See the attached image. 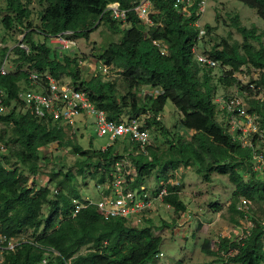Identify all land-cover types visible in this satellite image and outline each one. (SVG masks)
Returning a JSON list of instances; mask_svg holds the SVG:
<instances>
[{
	"label": "trees",
	"instance_id": "16d2710c",
	"mask_svg": "<svg viewBox=\"0 0 264 264\" xmlns=\"http://www.w3.org/2000/svg\"><path fill=\"white\" fill-rule=\"evenodd\" d=\"M140 0H39L43 10L39 23L33 21L31 0H0L7 6L2 24L7 33L19 31L29 51L19 45L12 50L0 46V69L12 53V69L0 74V124L6 129L0 135L5 151H0V234L8 240L19 241L13 250H5L4 264H148L161 253L163 239L155 234L158 227L153 221L145 228L130 225L123 219L104 220L96 207L89 206L74 216L72 200H82L76 187L78 178L84 185L87 180L98 184L107 182L116 163L127 158L136 174L131 189L147 186V179L158 170L161 181L175 178L182 167H198V172L210 179L213 173L226 175L235 186L233 198L249 199L253 205L264 203V178L253 170L252 151L242 146L229 131L226 122L218 119L220 111L214 103L219 87L232 88L239 84L233 75L242 67L260 70L257 80L252 82L264 87V45L257 29L243 26L239 15L230 17L232 26L243 37L242 44H230L226 39L206 50L220 63L218 80L212 76V68L201 67L195 59L193 48L198 43L199 29L194 23L199 20L196 6L191 14L180 13L174 0H151L153 25H144L131 10ZM257 11L264 20V0H237ZM119 3L121 9L131 10L126 23L116 21L106 12L107 6ZM122 35L119 42H111L98 55L99 60L119 70L126 84V94L119 96L116 84L104 81L101 75L90 79L81 77L77 67L79 53L75 57L52 48L48 42L52 37L72 32L73 38H88L101 24ZM125 24L128 28H122ZM206 35L215 28L206 25ZM34 35L44 42L34 40ZM205 35V36H206ZM203 37V39L205 38ZM202 39V40H203ZM155 40L168 45V55H162L154 45ZM251 40L258 41L257 48ZM20 43V41H19ZM18 43V44H19ZM216 69V68H215ZM49 74L57 81L68 77L70 85L89 94L97 109L103 110L107 118L121 122L127 119L145 118L144 128H156L169 142V149L158 153L152 144L146 153L132 142L133 150L124 153L112 144L102 149L90 146L83 149L74 145L70 130L52 120L40 119L25 108L20 95L30 85L29 74ZM158 89L157 97L150 91L140 96V90ZM171 101L183 114L182 125L192 132L190 139L172 135L161 121V114ZM249 112L257 116L264 129V100H250ZM116 142V141H115ZM73 148L79 154L72 170L52 172L49 183L37 184L44 160L42 151L51 145ZM246 175V177H245ZM55 183L57 193L50 184ZM170 194L164 203L172 205L176 213L186 210L181 199V187L168 186ZM215 209L219 203L212 204ZM46 210V212H45ZM230 211L238 217L233 222L239 225L244 215L235 203ZM264 212L253 213L254 227L247 238L234 241L221 238L216 251L206 240L202 250L215 260L204 264H264ZM167 226L165 223L162 226ZM231 251L237 252L228 256ZM178 264H182L179 262Z\"/></svg>",
	"mask_w": 264,
	"mask_h": 264
},
{
	"label": "built area",
	"instance_id": "2783aa9c",
	"mask_svg": "<svg viewBox=\"0 0 264 264\" xmlns=\"http://www.w3.org/2000/svg\"><path fill=\"white\" fill-rule=\"evenodd\" d=\"M208 2L209 0H174V6L180 13L186 15H190V9L196 6V15L199 16V20L194 23V26L199 29V39L193 48V53L201 67L215 69L219 67L220 63L213 59L208 52L199 50L200 42L207 33L200 20L206 11ZM151 9V0H140L131 10L136 13L144 25L150 26L153 25L150 17ZM131 10H123L119 3H112L107 6L106 12L110 13L112 19L126 23L128 13ZM73 35L70 31L64 32L52 37L50 42L60 49L66 50L71 46H77V40L73 38ZM18 45L29 51L28 45L22 40ZM154 45L159 48L162 55H168V45L164 41L155 40ZM6 65L7 59L1 66L0 74L6 75L8 73ZM84 66L91 67L94 76L101 75L104 81H111L109 80L111 74L119 73L118 69L107 65L102 60L96 59L92 63L88 61L87 57L79 56L77 67L80 69ZM250 75L254 80H257L260 70L253 67H242L239 72L233 75L238 79L239 84L232 86V88L237 90L235 89L230 94L218 93L214 103L217 105V109L226 115V125L236 140L243 147L252 151L253 170L264 178V129L259 125L257 116L249 112L250 100H264V87L253 83L252 79L249 81L247 76ZM29 79L30 85L38 87L40 90L27 89L21 93L20 98L24 102L25 108L30 110L36 117L52 120L65 127V129L74 127L77 121H83L87 124L88 117H93L97 133L101 137L109 135L112 141L129 139L138 144L140 150L145 153L147 146L152 144L150 130L144 128L145 118H149V116L124 119L121 122L112 121L107 118L105 111L96 108L87 92L76 89L68 83L57 81L47 73L42 75L31 72ZM150 93L157 97L160 90L151 89ZM3 96L4 92L0 90V98ZM3 111H5V108L0 106V113ZM2 150L5 151V148L0 143V151L2 152ZM135 174L136 170L129 159L125 158L116 163L115 168L110 173L111 178L107 182L96 186L100 195L99 200L93 201L91 198L72 200L75 206L74 216L82 209L94 206L104 220L123 219L130 225L145 228L152 222L158 205H165L168 210H174L172 205L164 203V198L170 194L168 186L180 187V182L176 176L168 181H161L155 189H149L147 186H143L141 189H131V182H133ZM53 192L57 193V190L55 189ZM234 203L237 210L244 215L242 219L244 222H241L242 225H238L230 235H225L222 238L240 241L247 238L254 227L251 221L253 202L249 199L240 198L239 202L234 200ZM177 215L174 231H188L193 215L187 210L179 212ZM15 241L8 240L0 234V252L13 250L18 244H14ZM236 253L231 251L228 256H233ZM162 256L163 254L160 253L156 257ZM46 263L45 260L44 264Z\"/></svg>",
	"mask_w": 264,
	"mask_h": 264
},
{
	"label": "rangeland",
	"instance_id": "374dc122",
	"mask_svg": "<svg viewBox=\"0 0 264 264\" xmlns=\"http://www.w3.org/2000/svg\"><path fill=\"white\" fill-rule=\"evenodd\" d=\"M30 0H24L28 2ZM30 8L33 11V21L35 25L39 23V13L43 10V6L40 5L39 0H31ZM7 14V6L4 2H0V46L9 48L12 50L16 47L19 41L23 40V35L19 31L7 33L2 20ZM239 15L241 23L247 28L257 29V35H261L262 43L264 45V20L261 19L257 11L237 0H209L206 11L201 17V25L205 27L210 25L215 28L210 35H206L200 42V51L211 50L215 45L219 44L222 39H226L230 44H242L244 39L238 31L232 26L230 17ZM129 25L125 24L122 28H128ZM34 40L44 42V39L38 35H34ZM122 38L121 34L113 32L109 26L105 23L99 25L94 32L89 34L88 38L76 39L77 46H71L69 49L60 50L51 42L48 44L55 48L57 51H61L64 54L71 55L73 57L79 53V56L83 58L87 57L89 62H94L98 59L95 55H98L104 48H106L111 42H119ZM257 48L261 45L258 41L251 40ZM85 55V56H84ZM13 55L7 59V70L12 69ZM81 77L84 79H90L94 76V72L91 67L84 66L80 68ZM221 68L212 70V76L214 81L218 80ZM241 76V75H239ZM243 77V76H241ZM249 81L252 76H247ZM109 80L116 84L119 96L125 95L126 84L123 81V77L119 74H111ZM61 82L71 83L68 77H63ZM236 89V88H235ZM234 88L219 87V94H230ZM237 90V89H236ZM150 91L148 88L140 90V96L146 95ZM237 92V91H236ZM241 92V91H239ZM224 113H220L218 119L221 122H226ZM125 119L129 116H124ZM183 114H181L174 104L169 101L165 106L164 111L161 114V121L164 126L167 127L172 135H179L185 139H190L191 134L186 129L181 121ZM6 127L0 124V135ZM70 138L73 140L74 145H80L83 149H88L93 146L95 149H102L112 144L116 145V149L120 153H124L127 148L129 151L133 150L132 143L129 139L112 141L109 135L99 136L97 133L96 125L94 124V118L88 117V123L83 121H77L75 126L71 128L69 132ZM152 145L159 149L158 153H163L169 149V142L165 136L161 135L156 128L150 130ZM3 145V144H2ZM44 160L41 162V171L35 181L38 185L45 186L49 183V177L52 172L66 173L72 170L77 172L75 163L79 159L73 148H65L63 146L54 144L42 151ZM159 171L156 170L152 173L151 177L147 179V187L149 189H155L159 186L158 181L164 179L160 177L158 179ZM176 174L177 180L180 182L181 187V199L185 205L186 210L193 215L191 223L189 224V230L179 232L175 223L177 220V213L174 210H168L165 205H158L156 214L153 216V223L156 229L155 234L163 239L161 245L162 257H157L155 260L148 264H204L211 262L216 257L209 256L202 250L203 244L206 240L211 242V249L216 251L219 245V240L225 236L230 235L234 229L237 228V224L233 222V218L238 220V217L230 211V205L234 203L233 192L235 186L232 184L228 176L219 175L213 173L210 179H206L204 175L198 172V167L193 166L190 168L182 167ZM246 177V175H245ZM87 185H84L82 178H78L76 187L79 190L81 198H91L93 201L99 200L100 195L97 191V183L94 180H87ZM51 190H55V183L50 184ZM219 203L220 208L215 209L212 204ZM46 212V210H45ZM257 216H262L264 212V203L253 205L251 209V216L253 213ZM244 220L239 219V225ZM164 223L167 225L162 228ZM26 236L17 239L14 244L22 241ZM0 264L3 263V254L0 252ZM223 264V263H218Z\"/></svg>",
	"mask_w": 264,
	"mask_h": 264
},
{
	"label": "crops",
	"instance_id": "0c3cea01",
	"mask_svg": "<svg viewBox=\"0 0 264 264\" xmlns=\"http://www.w3.org/2000/svg\"><path fill=\"white\" fill-rule=\"evenodd\" d=\"M57 48H59V47H57ZM60 49V48H59ZM192 132H190V134H191ZM106 148V147H105Z\"/></svg>",
	"mask_w": 264,
	"mask_h": 264
},
{
	"label": "clouds",
	"instance_id": "9594fccd",
	"mask_svg": "<svg viewBox=\"0 0 264 264\" xmlns=\"http://www.w3.org/2000/svg\"><path fill=\"white\" fill-rule=\"evenodd\" d=\"M61 50V49H60Z\"/></svg>",
	"mask_w": 264,
	"mask_h": 264
}]
</instances>
